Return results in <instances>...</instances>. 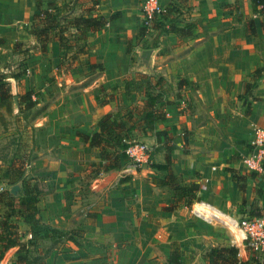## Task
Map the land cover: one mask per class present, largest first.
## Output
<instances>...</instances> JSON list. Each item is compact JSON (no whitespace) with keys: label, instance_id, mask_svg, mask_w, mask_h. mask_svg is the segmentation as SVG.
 I'll use <instances>...</instances> for the list:
<instances>
[{"label":"crops","instance_id":"1","mask_svg":"<svg viewBox=\"0 0 264 264\" xmlns=\"http://www.w3.org/2000/svg\"><path fill=\"white\" fill-rule=\"evenodd\" d=\"M143 1L98 0L94 15L115 17L86 35L87 53L70 61L71 69L64 72L59 44L48 42L46 52H41L30 33L36 4L50 10L48 4L54 2L59 17L78 16L88 4L0 0V76L15 94L32 93L35 102L21 113L16 97L17 109L12 98L0 103L10 100L34 130L30 166L45 172L43 179H37V214L43 225L62 232L38 236L29 244V226L16 217L23 247L8 249L0 264H167L172 243L177 244L181 264H205L206 252L224 246L235 247L238 259L247 260L250 252L234 246L220 225L202 221L191 209L184 210L185 216L179 209L164 211L174 201L165 188L153 183L163 179V172L148 166L132 168L127 161L120 162L117 170H95L99 151L78 137L97 132L99 118L123 115L143 101L142 92L126 94L123 87L127 77L138 74L136 52L153 42L150 29L137 38ZM158 1L162 9L171 2ZM187 4L177 26L190 23L193 34L181 39L164 34L155 48H149L155 50L149 77L170 85L163 99L171 104L165 109V121L155 128L169 132L174 128L172 169L184 184L200 188L191 208L203 203L234 220L262 215L264 174L250 172L242 160L254 150L255 131H264V17L251 12L249 0ZM249 21L252 35L247 31ZM256 69L261 70L260 77L244 93V84L253 82L250 75ZM180 79L194 90L177 89ZM156 161H161V154L151 156V163ZM232 171L245 176L243 193ZM8 186L0 185V193ZM18 258L22 260L17 262Z\"/></svg>","mask_w":264,"mask_h":264},{"label":"trees","instance_id":"2","mask_svg":"<svg viewBox=\"0 0 264 264\" xmlns=\"http://www.w3.org/2000/svg\"><path fill=\"white\" fill-rule=\"evenodd\" d=\"M76 3L79 0H71ZM88 6L84 7L78 16H57L54 9L55 3L50 2L48 7L50 10H41L40 5L36 4L37 13L34 15V24L30 33L34 36L38 48L41 52H46L48 42H57L62 51H69L74 47V53L68 59L67 69L70 67V61L73 62L79 56L87 53L86 35L101 29L112 20L114 16L108 19L102 16L94 15L98 6V0H82ZM252 13H257L264 17V0H249ZM188 0H171V2L162 10V12L151 21L153 34V42L150 47L144 49L155 48L159 37L164 34H174L177 38L190 37L194 32V25L186 23L183 27L177 26V20L188 10ZM248 34H253L252 22H248ZM68 30L72 33L66 35ZM146 32L145 28L140 27L137 38L139 39ZM16 44L13 45L12 51H15ZM67 56L66 54H64ZM63 55V56H64ZM95 66H91L94 68ZM100 71L101 67L97 65ZM260 69H256L251 73L253 82L244 84V93L252 88L253 83L260 77ZM129 77L124 80L123 87L126 94L130 92L143 93V101L140 105L133 106L125 114L118 113L113 115H105L97 121L98 131L90 136L78 135L82 142L88 147L97 149L100 153V161L94 164L95 170L108 172L117 170L120 162H125L126 157L124 150L127 143L137 136L138 139L153 138L154 146L150 148V155L156 156L161 154V161L151 163L148 167L164 173L162 180H153L156 186L165 188L173 199V204L164 208L166 212H174L182 209L190 210L191 205L197 202V193L199 186L197 184H184L180 178L174 173L171 166L170 153L171 139L174 128L169 130H156L155 125L163 123L166 116V107L171 104L170 101L163 99V90L161 86L165 83L162 78L142 77L140 86L135 83L132 85L128 81ZM154 80V81H153ZM176 88L190 87L192 84L186 79H180L176 82ZM264 85V82H263ZM133 86V87H132ZM32 93L23 95L15 94L9 83L5 82L0 76V102L16 97L18 100L19 112L30 109L34 105L31 100ZM249 106L247 107V110ZM137 139V140H138ZM186 142H183L185 147ZM24 162L19 161L17 167L9 166L7 177L10 182L8 185L15 184L21 179L23 174ZM233 181L236 183L238 190L244 192L245 176H239L237 172L232 171ZM126 179H120L123 182ZM28 183L22 180V195L11 197L7 191L0 193V202L4 210L0 213V260L4 253L13 247L21 249L23 245L19 242V236L15 224V218L18 217L20 222L29 226L30 238L27 243H31L38 236L43 237L47 234L58 236L62 232L51 229L40 222V217L36 210V194L28 189ZM258 195V192H257ZM264 198V196H263ZM253 212H250L252 215ZM255 217L261 214H253ZM76 244V243H74ZM18 258L16 261H21ZM264 255L255 257L251 253L247 260L241 261L237 257V249L233 246H224L212 248L203 255L205 264H261ZM167 264H181L179 258V250L176 243L171 244L170 255Z\"/></svg>","mask_w":264,"mask_h":264},{"label":"built area","instance_id":"3","mask_svg":"<svg viewBox=\"0 0 264 264\" xmlns=\"http://www.w3.org/2000/svg\"><path fill=\"white\" fill-rule=\"evenodd\" d=\"M162 7L158 0H144L141 5V27L151 28V21L159 16ZM253 152L242 160L250 172L264 174V131L256 130L252 143ZM126 160L132 168L149 166L151 163L150 148L138 140H131L124 150ZM264 179V177H263ZM191 212L205 222H216L226 229L234 246L248 250L253 256L264 255V216L244 217L234 220L224 214L212 210L203 203H197Z\"/></svg>","mask_w":264,"mask_h":264},{"label":"rangeland","instance_id":"4","mask_svg":"<svg viewBox=\"0 0 264 264\" xmlns=\"http://www.w3.org/2000/svg\"><path fill=\"white\" fill-rule=\"evenodd\" d=\"M164 50L165 49H162L160 53H162ZM16 51H18V47H15V52ZM72 51H74V49H71L69 51H62L61 57L62 62L64 63H61V70L64 72L71 69V67L67 69L66 64L68 63V59L70 58V54ZM64 54H66L67 56H65ZM142 77H149V75L146 73H138L137 75L130 76L127 82L131 81L132 85H134L135 83L137 86L142 87V81H140V78ZM161 88L165 92V90L167 91L168 89H170V85L165 82L161 86ZM33 137L34 130L31 127L30 122L27 119L21 117V115L15 111L11 101L9 100L5 104L0 103V185L4 189L10 182L9 178L7 177L9 166L13 165V167H17L18 162L23 160V172L26 171V176L27 174L29 175V179L26 180V177L24 181L28 183L27 187L29 190L37 193V179H43V174L45 172H38L32 169V165L30 166V153L31 151H33L36 145ZM260 179L262 182L264 181L263 178L260 177ZM180 212L183 216L186 215L184 209L180 210ZM262 216H264V211L262 212ZM212 224H214V226H217L216 224L218 223L212 222Z\"/></svg>","mask_w":264,"mask_h":264},{"label":"water","instance_id":"5","mask_svg":"<svg viewBox=\"0 0 264 264\" xmlns=\"http://www.w3.org/2000/svg\"><path fill=\"white\" fill-rule=\"evenodd\" d=\"M154 49H147V50H138L136 53V58H135V65H134V72L136 73H146L149 76H153L152 68H151V58L152 55L154 54ZM12 102L17 109V100L16 98H12ZM139 142L145 144L149 148L153 146V138H142L138 140ZM158 160H160L158 158ZM26 175V171L24 172L23 176L21 179L16 182L15 184H12L8 186L7 188V193L11 197H18L19 195H22V180ZM261 264H264V260L261 262Z\"/></svg>","mask_w":264,"mask_h":264}]
</instances>
